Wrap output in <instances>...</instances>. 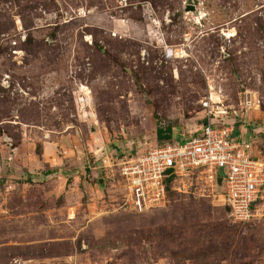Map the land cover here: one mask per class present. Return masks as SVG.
Masks as SVG:
<instances>
[{
  "label": "rangeland",
  "instance_id": "374dc122",
  "mask_svg": "<svg viewBox=\"0 0 264 264\" xmlns=\"http://www.w3.org/2000/svg\"><path fill=\"white\" fill-rule=\"evenodd\" d=\"M212 92L264 157V0H0V264H264L196 176L124 203L119 164Z\"/></svg>",
  "mask_w": 264,
  "mask_h": 264
},
{
  "label": "built area",
  "instance_id": "2783aa9c",
  "mask_svg": "<svg viewBox=\"0 0 264 264\" xmlns=\"http://www.w3.org/2000/svg\"><path fill=\"white\" fill-rule=\"evenodd\" d=\"M252 101L246 106L252 107ZM205 114L200 130L187 141L155 147L119 165L126 189L125 206L136 214L164 208L171 191L185 178L198 177L213 205L228 209L238 224L264 222V157L251 138L234 137L221 100L202 102ZM222 178V186H218Z\"/></svg>",
  "mask_w": 264,
  "mask_h": 264
},
{
  "label": "trees",
  "instance_id": "16d2710c",
  "mask_svg": "<svg viewBox=\"0 0 264 264\" xmlns=\"http://www.w3.org/2000/svg\"><path fill=\"white\" fill-rule=\"evenodd\" d=\"M156 136H157V140L160 143L167 142L164 145H171V144L177 142L176 140L172 141V130H171V128H168L166 131L158 130L157 133H156ZM189 138L180 139V141H181L180 143L187 141ZM170 182H171V180H169L168 184H167V193H168V198L169 199H170V196L172 194ZM224 210H226L227 212L229 211L228 209H224Z\"/></svg>",
  "mask_w": 264,
  "mask_h": 264
},
{
  "label": "crops",
  "instance_id": "0c3cea01",
  "mask_svg": "<svg viewBox=\"0 0 264 264\" xmlns=\"http://www.w3.org/2000/svg\"><path fill=\"white\" fill-rule=\"evenodd\" d=\"M235 133H239V136H241L243 138H251V137H253V136H251V134H249L248 137L247 136H244L243 134H240L239 130H237V129H235Z\"/></svg>",
  "mask_w": 264,
  "mask_h": 264
},
{
  "label": "bare ground",
  "instance_id": "6f19581e",
  "mask_svg": "<svg viewBox=\"0 0 264 264\" xmlns=\"http://www.w3.org/2000/svg\"><path fill=\"white\" fill-rule=\"evenodd\" d=\"M224 36H225V35H224ZM226 37H228V36L226 35ZM211 96H212L211 99H212L213 102L215 101L216 98H219V97H217V96L215 95V93H213V92H212Z\"/></svg>",
  "mask_w": 264,
  "mask_h": 264
},
{
  "label": "water",
  "instance_id": "95a60500",
  "mask_svg": "<svg viewBox=\"0 0 264 264\" xmlns=\"http://www.w3.org/2000/svg\"><path fill=\"white\" fill-rule=\"evenodd\" d=\"M222 182H223V179L222 178H218V186H219V188H221ZM101 183H102V181H101Z\"/></svg>",
  "mask_w": 264,
  "mask_h": 264
}]
</instances>
